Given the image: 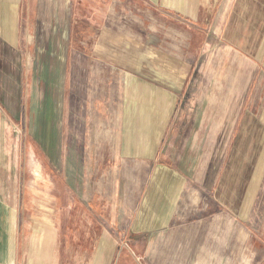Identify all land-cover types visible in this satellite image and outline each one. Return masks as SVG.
Here are the masks:
<instances>
[{
  "label": "crops",
  "instance_id": "crops-1",
  "mask_svg": "<svg viewBox=\"0 0 264 264\" xmlns=\"http://www.w3.org/2000/svg\"><path fill=\"white\" fill-rule=\"evenodd\" d=\"M35 3L27 24L17 3L25 64L0 66V264L254 263L239 218L264 158V116L245 107L258 79L264 105V0ZM9 4L0 54L22 59ZM156 22L209 59L168 54L156 79ZM118 28L145 36V69Z\"/></svg>",
  "mask_w": 264,
  "mask_h": 264
},
{
  "label": "rangeland",
  "instance_id": "rangeland-1",
  "mask_svg": "<svg viewBox=\"0 0 264 264\" xmlns=\"http://www.w3.org/2000/svg\"><path fill=\"white\" fill-rule=\"evenodd\" d=\"M10 1V9H11V26H10V35L11 39L15 38V40L10 41L11 49L13 47L15 49H21L23 51V58H19L12 56L11 58L8 57H2L0 54V66L9 63L12 66H19V60H22V63L25 64V54L30 51V45L28 41L24 40V35H26L28 30H32V27H28L26 31V26L18 25L17 22V3L19 0H0V6L3 8L4 6H8L7 2ZM23 9L21 17V21L24 24H27L28 22H32L33 17V8L35 6L36 0H21ZM20 21V23H21ZM129 27L133 28L132 32H136V25L135 23L131 24L129 23ZM118 38L120 39V42H124L128 48L132 50L133 53H136L135 55L138 56V59L140 61L139 66L142 67L145 65L141 63L142 60L145 61L146 59V42L145 36H143V39H139L138 41H130L126 37V33H122L121 28H118ZM142 33L140 30H137L138 33H145L146 28L143 27ZM112 31L114 32V28H112ZM31 32V31H30ZM147 32V30H146ZM23 34V35H22ZM6 35V34H5ZM7 36V35H6ZM5 36V37H6ZM188 36V41L185 43L184 41V32H180L178 26H172L170 30V34H167V31H163L161 26L156 22L155 24V35H154V45L156 50V56H155V64H156V71H155V78L157 79L162 74L161 70L162 67L157 66L158 63H161L163 60H168L166 56L169 54L171 56V60L169 61L170 64H178V54L179 53H185L189 55H197L196 58H190L189 60H198V63H200V59L204 62V60L209 59L208 56H206L205 51L202 49V45L199 44L200 37L197 36L195 38V43L190 41V36ZM6 39V38H5ZM26 42V43H25ZM150 36H149V43H150ZM6 43V42H5ZM28 44V45H27ZM30 44V45H29ZM6 48L2 43V34L0 35V53L1 49ZM202 55V58L200 57ZM133 58H131L132 60ZM175 59V60H174ZM1 70V69H0ZM158 71V72H157ZM1 73V72H0ZM2 74H0L1 76ZM256 77H258V73L256 72ZM188 80L196 81V82H205L208 81V74L206 73H193L188 75ZM259 79L257 82H254V87L251 90V100L250 104L248 106H245L248 110H250L255 115H263L264 116V105L262 103H258V100H254V98H257L259 96ZM1 83V81H0ZM193 90V89H192ZM191 91V90H190ZM193 92H198L199 96H205L209 94V90L206 88H202V85L198 88V90H193ZM190 94V92H189ZM264 156V155H263ZM256 172V173H255ZM254 177L252 178V183L250 185L249 191H248V197L247 202L244 205V213H241L240 220L244 222L245 225L249 226L252 231H254L255 235L261 240V244L259 245V249H256V255L254 258V263L252 264H260V262L264 259V158L262 159V162L260 165H258V168L254 171Z\"/></svg>",
  "mask_w": 264,
  "mask_h": 264
}]
</instances>
